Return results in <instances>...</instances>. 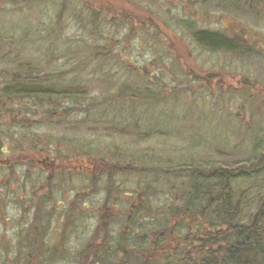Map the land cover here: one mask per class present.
I'll use <instances>...</instances> for the list:
<instances>
[{"label":"rangeland","instance_id":"rangeland-1","mask_svg":"<svg viewBox=\"0 0 264 264\" xmlns=\"http://www.w3.org/2000/svg\"><path fill=\"white\" fill-rule=\"evenodd\" d=\"M138 18L150 23L134 26ZM202 28L244 37L251 51L210 50L195 39ZM18 54L28 69L53 73L56 86L77 87L85 99L70 117L27 132L51 151L40 157L44 169L0 168V240L15 245L30 226L37 196L48 193L35 195L53 172L49 159L75 165L98 155L139 167L207 168L263 151L264 0H0V65L16 67ZM191 59L203 71L198 78L186 70ZM206 71L215 79L205 80ZM8 144L0 159L22 149L16 136ZM111 173V191L105 174L94 188L84 171L58 176L40 212L49 221L48 243L65 252L55 264H74L107 198L116 236L141 187L157 207L165 204L157 191L182 185L164 173Z\"/></svg>","mask_w":264,"mask_h":264},{"label":"trees","instance_id":"trees-1","mask_svg":"<svg viewBox=\"0 0 264 264\" xmlns=\"http://www.w3.org/2000/svg\"><path fill=\"white\" fill-rule=\"evenodd\" d=\"M148 18L147 21L145 18L143 21L139 18L133 20L134 26L141 24L145 27L150 23ZM195 39L213 51H251L246 38L219 29L202 28L195 32ZM169 40L171 48L177 49V43ZM5 59L6 56H0V60ZM14 62L16 67L0 65V154L10 150L8 139L15 136L21 142L19 149H22L13 151L8 160L0 159V168L29 166L44 169L40 157L51 151L46 147L37 148L33 140L28 139L27 132L48 124L52 119L64 120L79 110L85 96L77 87L56 86L53 73L51 76L34 68L28 69L30 65L21 63L19 54ZM17 63L21 65L17 66ZM186 66L189 74L200 77L198 72L202 69L192 59ZM206 73L205 80L215 79L210 71ZM88 159V163L75 165L72 160H55L54 165L48 160L53 172L47 173L35 195L42 190L48 193L37 196L35 217L30 226L18 234L15 245L0 240V264H55L64 259L65 252L58 254L60 250L56 246L52 248L47 241L46 232L50 225L40 215L41 204L47 201L58 176L83 171L93 178V188L105 174L109 191L114 184L112 171L175 175V180L178 183L180 180L182 185L177 188L174 184L164 194L157 191L156 196L163 195L159 199L165 203L157 207L151 206L149 199L154 197L146 195L145 187H141L139 205H132L116 236L111 233L116 212L107 198L101 207L99 224L92 238L78 252L74 264H264V147L259 156L249 160L237 161L232 166L211 165L207 168L193 164L173 168L139 167L98 155ZM107 169L108 173L98 176L97 170ZM150 188L146 187V192ZM2 204L0 202V208ZM157 224L173 231H168V236H160Z\"/></svg>","mask_w":264,"mask_h":264}]
</instances>
